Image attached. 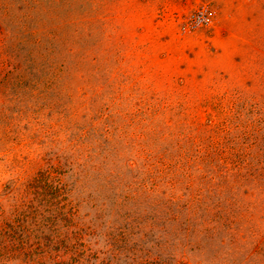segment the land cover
Listing matches in <instances>:
<instances>
[{"label": "rangeland", "instance_id": "obj_1", "mask_svg": "<svg viewBox=\"0 0 264 264\" xmlns=\"http://www.w3.org/2000/svg\"><path fill=\"white\" fill-rule=\"evenodd\" d=\"M0 264H264V0H0Z\"/></svg>", "mask_w": 264, "mask_h": 264}, {"label": "trees", "instance_id": "obj_2", "mask_svg": "<svg viewBox=\"0 0 264 264\" xmlns=\"http://www.w3.org/2000/svg\"><path fill=\"white\" fill-rule=\"evenodd\" d=\"M8 227L10 228V231L13 233L12 235L8 236L10 238V242H11L8 244H11L14 247V244H16L17 240L21 237H19V235H18V231H17L18 229L16 226H13L12 224H10V225H8ZM12 230H14V231H12ZM20 236H22V234Z\"/></svg>", "mask_w": 264, "mask_h": 264}, {"label": "built area", "instance_id": "obj_3", "mask_svg": "<svg viewBox=\"0 0 264 264\" xmlns=\"http://www.w3.org/2000/svg\"><path fill=\"white\" fill-rule=\"evenodd\" d=\"M198 19H199V22H206L207 23L209 21V18L207 16H204L203 14L198 15Z\"/></svg>", "mask_w": 264, "mask_h": 264}]
</instances>
